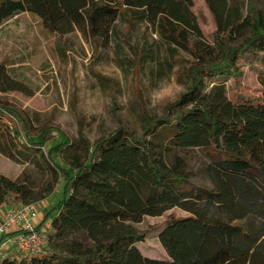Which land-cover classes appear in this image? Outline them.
<instances>
[{
    "label": "trees",
    "instance_id": "1",
    "mask_svg": "<svg viewBox=\"0 0 264 264\" xmlns=\"http://www.w3.org/2000/svg\"><path fill=\"white\" fill-rule=\"evenodd\" d=\"M255 1L250 11L257 26L248 35L255 26L230 0H205L216 24L208 40L193 0H0V24L28 11L50 34L79 30L94 42L109 40L124 7L145 9L171 57L180 50L195 57L183 72L187 90L163 115L147 116L141 137L118 129L91 144L81 131L84 161L70 155V141L50 145L56 127L37 126L28 111L0 99V124L10 122L12 139L0 135V152L14 157L23 148H45L42 155L57 176L37 194L0 173V210L40 202L64 179L62 197L45 218L53 229L46 231L48 245L37 255L13 252L0 264H264V17ZM242 65L258 69L259 96L244 92ZM11 90L31 94L0 66V92ZM178 147L207 150L210 187L192 179L184 159L169 163ZM174 208L187 215L170 214L159 235L169 259L145 256L137 246L144 235L127 222ZM68 233H83L92 245L52 242Z\"/></svg>",
    "mask_w": 264,
    "mask_h": 264
},
{
    "label": "rangeland",
    "instance_id": "2",
    "mask_svg": "<svg viewBox=\"0 0 264 264\" xmlns=\"http://www.w3.org/2000/svg\"><path fill=\"white\" fill-rule=\"evenodd\" d=\"M255 2L264 17V0ZM230 4L238 7L244 18L250 19L249 24L255 27L249 28L247 33L252 34L257 25L250 11V0H230ZM191 10L204 36L210 40L209 34L216 29V24L207 3L193 0ZM240 41L242 38L234 43ZM194 60V55L185 50H180L175 58L169 55L145 9L124 7L109 40L100 42H94L79 30L68 35L50 34L39 16L24 11L0 24V66H5L13 78L25 83L31 94L11 90L0 92V99L28 111L37 126L56 127L50 145L70 141V155H78L84 161L88 149L81 131L91 144L118 129L141 137L147 116L163 115L165 107L187 90L189 81L183 72ZM242 69L244 92L259 96L262 84L258 69L246 65H242ZM2 122L0 135L4 142L11 144V124L8 120ZM152 140L168 142L153 136ZM43 152L45 148L41 151L23 148L22 152H15L14 157L0 152V173L28 184L37 194L45 193L57 176ZM176 158L185 160L195 182L210 187L205 168L211 157L205 148H174L168 156L169 163ZM63 183L61 178L52 194L35 203L41 231L51 229L50 220L45 218L59 203ZM170 214L187 215L174 208L161 216L147 215L140 222H127L144 235L137 246L145 256L169 259L159 235ZM52 242L61 248L92 245L83 233L54 237Z\"/></svg>",
    "mask_w": 264,
    "mask_h": 264
},
{
    "label": "built area",
    "instance_id": "3",
    "mask_svg": "<svg viewBox=\"0 0 264 264\" xmlns=\"http://www.w3.org/2000/svg\"><path fill=\"white\" fill-rule=\"evenodd\" d=\"M1 215L0 258L13 252L37 255L48 245V229H39L35 203L5 205Z\"/></svg>",
    "mask_w": 264,
    "mask_h": 264
},
{
    "label": "crops",
    "instance_id": "4",
    "mask_svg": "<svg viewBox=\"0 0 264 264\" xmlns=\"http://www.w3.org/2000/svg\"><path fill=\"white\" fill-rule=\"evenodd\" d=\"M1 212H2V209L0 210V218H1V216H2V215H1Z\"/></svg>",
    "mask_w": 264,
    "mask_h": 264
}]
</instances>
